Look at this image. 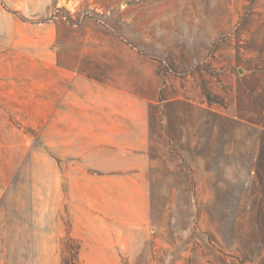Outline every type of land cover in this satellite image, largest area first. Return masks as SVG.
Wrapping results in <instances>:
<instances>
[{
	"label": "rangeland",
	"instance_id": "obj_1",
	"mask_svg": "<svg viewBox=\"0 0 264 264\" xmlns=\"http://www.w3.org/2000/svg\"><path fill=\"white\" fill-rule=\"evenodd\" d=\"M103 94L127 122L169 123L168 153L148 161L147 239L122 264H264V0H0V214L10 224L60 200L55 123L100 122ZM190 102L256 123L249 144L219 116L200 152L178 141Z\"/></svg>",
	"mask_w": 264,
	"mask_h": 264
},
{
	"label": "crops",
	"instance_id": "obj_2",
	"mask_svg": "<svg viewBox=\"0 0 264 264\" xmlns=\"http://www.w3.org/2000/svg\"><path fill=\"white\" fill-rule=\"evenodd\" d=\"M99 99L100 122L72 115L71 123H55L56 150H51L65 161L60 200L39 217H19L14 224L0 214V264H62L67 235L79 245L78 264H122V256L135 255L144 246L151 190L148 161L158 151L168 153L163 137L169 123H149V113L148 123L127 122L114 98L103 94ZM234 112L190 102L179 113L175 136L200 152L205 130L215 133L219 116L221 123H239L235 142L248 145L249 130L257 124ZM261 137L264 142V133Z\"/></svg>",
	"mask_w": 264,
	"mask_h": 264
},
{
	"label": "trees",
	"instance_id": "obj_3",
	"mask_svg": "<svg viewBox=\"0 0 264 264\" xmlns=\"http://www.w3.org/2000/svg\"><path fill=\"white\" fill-rule=\"evenodd\" d=\"M64 245L68 247L69 253L67 258L62 259V264H78L77 255L79 252V245L69 235L64 240Z\"/></svg>",
	"mask_w": 264,
	"mask_h": 264
}]
</instances>
